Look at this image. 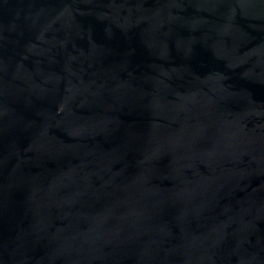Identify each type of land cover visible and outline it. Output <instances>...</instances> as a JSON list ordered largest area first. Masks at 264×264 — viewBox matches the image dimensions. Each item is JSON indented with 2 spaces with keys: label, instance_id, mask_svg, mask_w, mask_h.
<instances>
[{
  "label": "water",
  "instance_id": "1",
  "mask_svg": "<svg viewBox=\"0 0 264 264\" xmlns=\"http://www.w3.org/2000/svg\"><path fill=\"white\" fill-rule=\"evenodd\" d=\"M0 264H264V0H0Z\"/></svg>",
  "mask_w": 264,
  "mask_h": 264
}]
</instances>
